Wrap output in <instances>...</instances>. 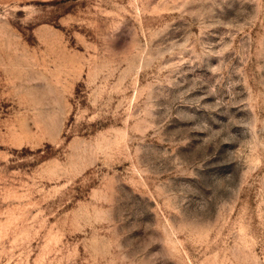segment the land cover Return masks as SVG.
Here are the masks:
<instances>
[{
  "label": "rangeland",
  "instance_id": "rangeland-1",
  "mask_svg": "<svg viewBox=\"0 0 264 264\" xmlns=\"http://www.w3.org/2000/svg\"><path fill=\"white\" fill-rule=\"evenodd\" d=\"M0 264H264V0H0Z\"/></svg>",
  "mask_w": 264,
  "mask_h": 264
}]
</instances>
